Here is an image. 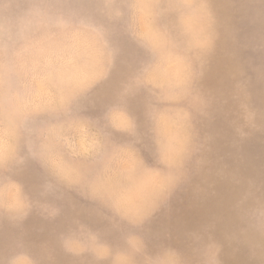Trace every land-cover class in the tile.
<instances>
[{
    "label": "clouds",
    "instance_id": "9594fccd",
    "mask_svg": "<svg viewBox=\"0 0 264 264\" xmlns=\"http://www.w3.org/2000/svg\"><path fill=\"white\" fill-rule=\"evenodd\" d=\"M219 37L212 0H0V264H264V183L238 170L215 173L240 189L222 239L215 220L185 250L151 228L212 164L214 107L233 148L264 133V65L229 53L227 98L202 87Z\"/></svg>",
    "mask_w": 264,
    "mask_h": 264
},
{
    "label": "rangeland",
    "instance_id": "374dc122",
    "mask_svg": "<svg viewBox=\"0 0 264 264\" xmlns=\"http://www.w3.org/2000/svg\"><path fill=\"white\" fill-rule=\"evenodd\" d=\"M212 4L217 14L220 37L216 50L208 59L201 84L210 94L227 98L230 90L229 53H235L246 67L264 65V51H251L252 44L264 43V5L259 0H212ZM231 35L235 36V40L230 38ZM106 91L107 88L101 89L102 93ZM255 93L257 105L264 109V83L256 84ZM231 108L230 101L222 107H214L210 118L198 123L202 135L218 133L209 153L212 164L198 173L190 169L188 183L173 195L167 209L158 213L152 221V231L159 234L164 242L181 250L187 247L185 233L215 220L214 235L222 239L232 224L230 207L240 189L216 175L217 171L225 168L227 171L238 170L241 175L256 177L264 183V133H256L239 149L233 148L227 117ZM26 179L31 181L34 175ZM40 223L36 218L28 222L29 238L33 242L49 237L51 229L39 231ZM6 252V241L0 237V255ZM225 259L227 264H253L245 249L235 256L227 255Z\"/></svg>",
    "mask_w": 264,
    "mask_h": 264
}]
</instances>
